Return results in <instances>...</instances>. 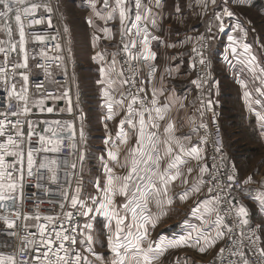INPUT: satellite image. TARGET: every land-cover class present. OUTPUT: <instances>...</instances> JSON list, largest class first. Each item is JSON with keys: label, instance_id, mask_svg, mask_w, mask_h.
<instances>
[{"label": "snow or ice", "instance_id": "obj_1", "mask_svg": "<svg viewBox=\"0 0 264 264\" xmlns=\"http://www.w3.org/2000/svg\"><path fill=\"white\" fill-rule=\"evenodd\" d=\"M239 3V0H237ZM98 0H88V4L95 11ZM199 3L206 9L208 7L209 0H199ZM212 5H216V0H210ZM226 5L227 0H224ZM132 7H128V0H115V7H112L110 11L107 12L106 16H102L100 12H95V14L102 20L107 22L115 18L116 15L119 17L120 27H121V44L122 50L127 54L129 61H134L140 58L145 60L154 59L156 53L152 52L148 47V36L143 35V52L139 56L134 55L131 49H135L137 44L131 37L135 35H141V25L142 22L149 19L151 16L152 9L147 6H142L141 0H131ZM105 8H109L108 0H104ZM43 8L47 15L46 18H36V13L38 9ZM178 10V9H177ZM134 11V15H133ZM53 8L48 3H36L32 0H0V21H3L2 28L7 33L8 47H0V53H4L7 59L9 52H15L17 50V44L12 43V21H14L19 37V46L21 48L27 43L26 41V23L28 21V26L36 25L41 23H47L51 25L52 18L51 13ZM143 13V14H142ZM235 14L233 11L229 10L226 6L223 8L222 13H215V19L219 23V30H224L223 17H233ZM89 24L92 23V19L89 18ZM151 23L155 24V20L152 19ZM146 31V24L144 25ZM239 28V25H237ZM135 30V33H134ZM67 31V29H65ZM102 31L105 34H110L108 28H103ZM244 36L247 32L244 29H240ZM211 32V28H209ZM124 37H128V42H124ZM36 41L44 42L46 37L43 35H36L34 37ZM55 39V37H52ZM99 39V37H95ZM198 42L205 40L203 35L195 38ZM229 40L236 43L234 36H229ZM3 43V42H0ZM175 47V45H171ZM56 47H60L59 44ZM205 45L200 43L199 48H193L192 51L196 53L199 58V63L204 65L206 63V58L204 56ZM243 51L245 54L250 52V45L247 43L243 44ZM230 50L232 53L237 52L235 46L230 45ZM113 59L109 63V70L115 72L119 83L121 85H128L134 83V79L125 78V73L123 67L117 72L116 65L117 61L115 59L116 53L112 54ZM22 63L13 64V68L19 67L27 69L29 56L26 50L22 53ZM97 58L100 61H104V54L97 53ZM239 58V57H238ZM57 59H62L58 57ZM227 59V56L225 57ZM256 62V57L251 56L247 61L249 67L255 72L256 69L254 64ZM127 64L128 61H125ZM43 67V65H38ZM129 70L131 68L129 67ZM46 71V69H45ZM100 73L104 76H108V71L105 67L99 69ZM260 71L264 73V68ZM0 74L3 75L5 83H7V77L9 75L8 70L5 66L0 65ZM23 78L24 85L17 90V85L12 83L10 85V90L8 91V96L10 102L7 106V110L0 112V207L12 206L15 207L18 204L20 206L24 203V193L23 188L26 179L28 182L36 181L35 186L37 188H43V183L46 181H57V160L50 158L48 154L59 153L62 151L64 145V139L60 136L59 130L53 131L51 127H47L43 130L44 134L36 132V124L27 119L29 114L32 112V107L29 104V94L27 88L28 76L20 73ZM13 79H15V74L13 73ZM207 81L197 80L193 81L197 87H200L202 83ZM104 83V81H100ZM109 84H116V80L108 79ZM243 83V82H242ZM261 84L264 85V79L261 80ZM245 88L247 85H244ZM37 87H40L38 85ZM142 92L143 89H140ZM258 91H260L258 89ZM65 97L67 93L64 94ZM131 99L125 106L124 101L126 97L121 93V98L116 100L115 103L122 108L126 107V116L120 121L121 132L118 136L122 137V142L127 143V133L123 131L125 124H128L133 129L134 133L137 134L136 146L129 149V155L131 157L130 162L126 158L125 165L130 163V168L127 175L121 177H114L109 175L107 179V186L104 189H100L99 182H97L96 187L101 191L102 197H91L92 206H89L86 201L79 199V193L81 191L80 187L75 188V194L71 197L68 196L66 192H62L61 196L63 200L69 202L72 211H63L66 204L64 202L60 203L61 213L52 216H41L39 209L37 207L36 214L33 216L24 215L23 219H32L37 223L34 227L37 229L36 232L30 233L29 236L23 238L24 247L18 250V255H8L5 256L0 254V264H92L91 260H88L87 256H84L81 251L76 247L78 242V237L82 238V241L87 244L86 251L91 253L93 256H97L93 249L94 237L92 235L93 225L91 223H85L80 225L76 223L73 219L76 214V210H79V215L82 217H89L91 219V214L93 212L102 213L104 216L109 217L108 222V242L112 253V259L109 264H153V261L157 259L158 255L163 253L167 247H181V246H196L200 245L201 240L204 241V245L199 247L200 252H206L209 247H212L217 239H222L225 235V231L231 232V228H226L221 230L223 217L217 214L215 221H208L201 216L205 225H210L216 229L215 236L205 235L204 231L200 228L194 229L197 233L195 237L194 244L189 245L188 241L192 240V233L189 232L186 237H180L176 240H167L161 236L158 241H153L148 237V226H155V222L159 220L160 215H166L167 213L163 211V205H171L173 200L168 198V185L171 182L178 180L184 174L180 171L179 165L184 164L186 161L182 159V156L187 155L189 157H195L197 160H201L203 157L201 155V149L198 146L191 147L190 149H185L184 145L180 143V140L174 137V122L168 120L167 114L172 103L171 97L168 98L169 103L163 106H158V100L156 99V92L153 91V99L151 100L152 107L144 108L143 100L140 99L138 94H128ZM251 93L245 91L244 96L247 100ZM264 95V92H262ZM104 96L108 98L107 107L111 112L113 110L112 97L110 95L109 89L105 88ZM15 101V108L13 107L12 101ZM139 103L140 108L137 109L134 106ZM256 103H260L259 100ZM213 101L208 98L206 101L202 102V107L211 110ZM35 106L39 108L40 112L47 111L49 113L53 112L52 107H44V100H38L35 102ZM251 107V104L249 105ZM184 107V105H181ZM67 111L71 112L72 109L69 107ZM148 114V121L145 120V114ZM138 115V121L135 117ZM259 115V113L257 114ZM23 118V119H22ZM111 118V117H109ZM260 119L264 121V116H260ZM164 132L168 134V138L161 141L157 135V131L146 132V129L151 128L159 130L161 127L160 122H165ZM45 124L48 122L45 121ZM57 129L61 127L60 121L54 122ZM67 124V122H65ZM71 128V125H68ZM202 127H207L206 125H201ZM83 133L81 132V136ZM33 136L37 138L38 146H33ZM163 143L165 145L163 155H160L159 145ZM173 143L178 146V152L172 155L174 152ZM71 148L75 149L76 144L71 143L69 145ZM220 149L217 148V151ZM109 156L116 159V153L109 151ZM39 157V160L37 159ZM169 157V162L166 168L160 170V162L164 158ZM140 165L144 167L141 168ZM216 166L213 165V168ZM71 168L75 169L76 164L73 163ZM188 173L191 174L193 169L188 168ZM208 165H202L199 167L200 179L194 181L190 188L185 189V191L180 195V199H188L189 194H197L200 192V188L204 183L202 177L203 174L208 172ZM111 173V170H109ZM143 173V174H141ZM139 180L141 184H134L133 181ZM114 180H120L122 183L116 185ZM227 180L230 182L228 187L231 188L232 184L235 183V176L228 175ZM252 182V177H247L242 184V188ZM184 184H188L187 177L183 180ZM130 185L134 187L135 194L131 200L120 207L124 210V214L121 215L120 212L116 210L114 205V198L116 195H123L127 197L129 195ZM159 185V186H158ZM223 191V189H221ZM208 192L212 193L213 188L209 187ZM152 196L155 205L161 208L159 215L156 217V221H153L151 216H143L138 214V209L146 208L148 204V197ZM261 203H264V191L259 192L256 197ZM220 197L213 196L209 200L200 201L196 208L192 209V214L196 215L200 212V208L203 207L207 213L215 211V208H209V204L215 202L219 203ZM43 203V201H41ZM98 205V206H97ZM134 205V206H133ZM240 217L247 216V210L245 207L240 206L237 210ZM128 213L131 214V219L129 223H125L129 219ZM15 215L19 218L21 217V212L17 211ZM0 219L7 220L8 227L12 228L15 226V220H9L7 217H0ZM113 219L115 221L113 227ZM247 219L242 220V224H247ZM27 228V225H25ZM243 235V233H241ZM242 243V242H241ZM147 245L146 247L144 245ZM225 251L224 248L220 249L222 254ZM234 255L238 256L241 264H250L249 260L246 258V254L242 250H237ZM25 257L27 258H18ZM97 259L102 260V257L97 256ZM259 264H264V248L259 249L258 255Z\"/></svg>", "mask_w": 264, "mask_h": 264}, {"label": "crops", "instance_id": "obj_2", "mask_svg": "<svg viewBox=\"0 0 264 264\" xmlns=\"http://www.w3.org/2000/svg\"><path fill=\"white\" fill-rule=\"evenodd\" d=\"M108 2H110V5L108 9L105 8V12L101 8L100 13L102 16H106L107 12L112 7H115V0H108ZM142 6H147L152 9L151 16L148 20L142 23L143 27L141 25V29L145 31L144 25L146 24L145 32L148 36V47L152 52L156 53L154 59H144L143 64V75H145L144 89L147 91V96L149 98L146 108L152 107L150 102L153 99L154 90L156 92L158 106H163L164 104L169 103V97L173 98L172 103L170 104L167 118L168 120L174 122V137L180 140V143L184 145L186 150L194 146H198L202 150L201 155L203 158L201 160H197L195 159V157H189L187 155L182 156V159L186 162L179 165V168L184 175L168 185L167 196H172V200L174 201V196L181 195L185 191V189L191 187L194 181L201 178L199 167L205 164L208 165V145L206 141H204L203 136L200 133V123L204 119V110L197 101L196 93L194 90L195 84L193 83V81H195V77L193 73V61L191 60V52L194 46L193 44L196 41L195 38L206 32V29L210 27L213 29L214 37L212 43L214 45L212 56L214 60V78L212 82V89L214 94L216 96L218 95L220 78L219 69L221 68V64L224 68H228L234 80L236 79V81H239L240 89L242 90V75H244L242 66L248 64L247 61L251 56L254 55L255 47H260L262 44L261 40L263 39L264 41V0H239V3L237 2V0H227L226 5L224 3V0H216V5H212L209 0L208 7L206 9L199 3V0H151L148 2V4L146 3ZM225 6L227 8H230L235 15L231 17L230 22H225L224 20L227 18L223 17L225 27L223 31H220L219 23L215 19V13H222ZM128 7H132L131 0H128ZM152 19L155 20V24L151 23ZM108 22L110 25L108 24ZM3 23V21H0V42H3L0 43V47H5L7 49L9 37L2 28ZM11 23V41L12 43L18 45V31L14 21H12ZM237 25H239V28L237 27ZM103 28H108L111 35L109 36L108 34H105L103 31H101L102 42L100 45V49L98 52H88L87 60L99 64L100 67L98 69L96 68V72L99 73V77H97L98 81H104V83H100V85L104 88L109 89L110 95L112 97L111 102H113V113L121 115L122 112L126 113V107L122 108L121 106L116 104L115 101L121 98V93H123L126 97L124 93V85H121L119 83L116 73L109 70L108 63L113 59L112 54L116 53L115 59L117 61V72L121 68L119 62L120 55L117 49V42L119 36L121 35V27L118 15H116L115 18L108 20L105 26L101 23V30ZM241 28L247 32L246 36H244L243 32L240 31ZM229 36L235 37V44L233 43V41L229 40ZM245 43L250 45V52L248 54H245L243 51L242 46ZM102 45L105 47V50H103ZM171 45H175V47H172ZM230 45L237 48L236 53L231 52ZM107 48H111L110 51H108ZM97 53L104 54L103 62L97 58ZM262 55L263 54H261V57ZM226 56L227 59H225ZM2 57L3 53H0V61ZM101 67H105L106 71H108V76H104L100 73L99 69ZM148 71L152 74H150V77L147 80L146 75ZM18 78L19 80L23 81V78L20 74L18 75ZM109 78H111L112 80H116L117 83L109 84ZM100 98H106L104 96V91L101 93ZM106 99L108 100V98ZM124 104L125 106L128 104L126 102V99L124 101ZM181 105H184V107H181ZM64 109L63 107H60L58 111L67 112V107H65ZM138 119L139 117L137 115L135 117V120L138 121ZM148 119L149 117L146 113V122L148 121ZM45 121H47L48 123L45 124L43 122L41 127L40 125H36V132L44 134L43 130L45 128H53V126L56 125L54 123L55 120L50 121L47 119ZM160 123L161 127L159 130L148 128L146 129V132L157 131L159 139L163 141L168 138V134H166L163 130L166 121ZM57 130H59L60 136L64 139V145L61 152L52 153V156L57 160V162H64L66 152L65 139L72 137V135L74 134V130L72 127L69 128V126H65L63 124H61V127ZM124 131L125 133H130L131 135L130 141H127V143H123L121 139L117 137L113 139L112 142L106 143L104 145H96L97 147H94L96 148V150H101V153H99L100 157L98 159V165L101 170L99 179L103 178L99 180L101 183H103L104 180L106 181L110 174L114 177H121L127 175L129 171L130 163L124 167H122V165H125V155L128 156L127 159L130 162L131 157H129V149L136 146L137 134L134 133L133 129L128 124L124 128ZM34 141V147L38 146L36 137L34 138ZM164 148L165 145L161 143L159 145L160 155H163ZM173 148L174 152L172 155H175L178 152V146L173 143ZM109 151L116 153L117 158L113 159L111 156H109ZM37 159L39 160V157H37ZM169 159V157H166L161 160V171L166 168ZM140 167L143 168L144 166L140 165ZM188 168L193 169L191 174L188 173ZM109 170H111V173L109 172ZM62 173L63 176H65L64 170L62 171ZM206 175L207 173L203 174V180ZM185 177H187L188 179V184L183 183ZM92 179L96 180L95 178ZM89 182L92 183V181L90 180L88 181V183ZM114 182L116 185H120L122 183L120 180H114ZM133 183L141 184V187H143L142 182H140L139 180H135V178ZM72 187L73 182L70 189H72ZM201 190L202 189L200 188V192ZM69 194H71V191ZM134 194V187L130 185L129 195L127 197L123 195L115 196V207L121 215L124 214V210L120 206L124 204V200H131ZM191 195L194 194H189V196ZM94 197H102V195L96 192ZM157 210L158 208L155 209L154 206V199L150 195L148 197L147 207H142L137 211L139 215L151 216L152 220L155 221V215L158 216L160 213ZM179 210L183 212V215L181 216L183 218L180 221H178V218L175 219L176 222L173 225H176L178 222L179 224L177 227H175L176 229L174 230V233H170V235H168V240H176L180 237H186L187 234L191 232L193 239L189 240L188 244L193 245L195 237L197 236V233L194 231V229L196 228L202 229L205 235H210L211 237L215 236L216 229L212 227V232L210 233V225H205L203 220L201 219V216H203L204 219L210 222L215 221L218 214L217 210L215 213L211 212L210 214H208L207 212H202V210L200 209V212L195 216L192 215L190 208ZM16 212V207L7 205L4 207H0V217H7L9 220H15V226L9 228L7 220L0 219V251L7 255L12 254L15 251L16 247L17 229L21 222L20 217L18 218L15 215ZM100 215L104 216L102 213H100ZM128 217L129 219L125 221L126 224L129 223L131 219L130 213H128ZM107 218L108 219H106V224L108 225L110 218ZM159 219H162V217H159ZM104 221L105 220H101V222ZM114 223L115 221L113 219V226ZM30 224H32V221L30 222ZM155 235L156 222L154 227L150 225L148 226L149 239L157 241ZM99 242L100 241H98L96 246L94 245L93 249L97 256L102 257L103 259H97V256H93L91 253L89 255V258L92 261V264H109L112 259V253L109 247L108 239L106 238L104 245L100 244ZM203 245L204 241L201 240L200 245L175 247V249L179 248L181 250H173L171 254H173V256L176 258V264H199L200 261L207 255V252H209L210 249L209 247L206 252H200L199 247ZM144 246L146 247L147 245L145 244ZM104 247L106 248V251L103 250ZM161 258L162 255L159 254L157 259L153 261V264H158V260Z\"/></svg>", "mask_w": 264, "mask_h": 264}, {"label": "rangeland", "instance_id": "obj_3", "mask_svg": "<svg viewBox=\"0 0 264 264\" xmlns=\"http://www.w3.org/2000/svg\"><path fill=\"white\" fill-rule=\"evenodd\" d=\"M53 1L54 6L57 8V11L59 13L63 27L64 29H67L65 33L73 71L74 85L76 91L82 94L81 98H79L78 103H80L82 108L86 111V121L84 124L82 153L79 162L76 158L75 149L71 148L68 144L69 149L65 154V161L57 162V181L53 182L49 180L46 182H42L43 188H37L35 186V180H33L32 182H28L27 214L30 217L36 214L37 207L41 216H56L62 211L59 206L61 202H64L66 204L63 211H71L72 209L69 202L63 200L61 193L66 192L68 196L71 197L75 194V188L77 186H79L81 189L79 193V199L86 201L89 206H92V201L90 198L94 197L96 192L102 195L101 191L96 187V184L99 180L103 179H99L101 170L98 165V159L100 157L99 153H101V150H96V148L94 147H97L96 145H104L106 143L112 142L113 139L117 137L122 141L123 138L118 136V133L121 132L120 121L126 116L125 112H122L121 115H117V113H113V110L111 112L109 111L107 103L110 101H108L106 98H100L101 93L105 89L100 85V82L97 78L99 77V73L96 72V68L98 69L100 66L98 63L87 60L88 52H98L100 49V45L102 42L101 23L105 26L107 22L100 19L95 14V12H101V8L105 12L104 1L98 0L95 11L92 7L89 6L88 0ZM149 1L151 0H141V3L142 5L146 3L148 4ZM108 4L110 5V2H108ZM228 9L231 10L230 8ZM89 18L92 19L91 24H89L88 22ZM226 18L227 19H225L224 21L230 22L231 18ZM141 32L143 35L146 34L143 29H141ZM205 33L206 32H204L203 34ZM95 37H99V39H95ZM261 43L262 44L260 47H255V52L253 55L256 57V62L254 64L256 71L253 72L252 68L249 67V64H245V66H242V71L244 73V75H242V90L240 89L239 81H236V79L234 80L228 68H224L221 64V68L219 69L220 78L218 95L216 96L214 94L212 85L210 87V92L212 95V99L214 97V108L216 109V112L218 113L220 118V122L224 128L225 140L227 142L226 153L230 158L235 160L243 180H245L249 176L252 177V182L247 185L253 188L252 194L246 195L242 193L239 195L238 200L241 206L245 207L247 210V216L245 218L249 222L257 226L260 235L262 236L264 247V203H261V201L256 198L259 192L264 191V121L260 119V116H264V95H262V92H264V85L261 84V80L264 79V73L260 71L261 68H264L263 39L261 40ZM213 45L214 44L212 43V55ZM102 47L103 50H105V47L103 45ZM120 47L121 41L120 39H118V53ZM107 49L108 51H110L111 48ZM261 54H263L262 57ZM94 78L97 80H95ZM244 85H247V87L245 88ZM195 89L196 88L194 87V90ZM258 89L260 91H258ZM245 91L251 93L250 97L247 100L245 99V96L243 94L245 93ZM257 100H259L260 103H256ZM126 102L128 103L127 98ZM250 104L251 107L249 106ZM45 106H50L52 108L54 107L55 113L60 112L58 111L60 107H63V109L67 107L65 105V102L62 101V98H56L50 101L45 100L44 107ZM200 106L202 107L201 104ZM202 109L204 110L205 119V109L203 107ZM258 113L259 115H257ZM48 120L60 121L61 124L65 126L69 125L65 123L66 121L64 119L60 118H51ZM126 126L127 124L124 125L123 131ZM52 129L56 131V125L53 126ZM130 138V133H127V141H130ZM71 143L76 144V139ZM48 155L50 158H53L52 153ZM125 158H128V156L125 155ZM73 163L76 164L75 169L71 168V165ZM63 170L65 176H63ZM92 178H95L96 180ZM89 180L92 181V183H88ZM72 182L73 187L72 189H70ZM99 185L100 189H104L107 186V180H104L103 183L99 181ZM201 189V192L188 196V199L186 200L180 199V195H178L174 196V201L171 205H163V211H165L167 214L160 215L159 217H162V219H159L158 221H156L157 215H155V237L157 238V241L161 236H163L167 241L169 238L168 235H170V233H174V230L176 229L175 227H177L179 224L178 221L183 218L181 217L183 215V212L179 209L190 208L192 213V209L196 208L200 201L211 199L209 196V192L204 186V183L202 184ZM70 191L71 194H69ZM168 198L172 199L173 197L168 196ZM41 201H43V203H41ZM126 202L127 200H124V203ZM115 203L116 200L114 198V205ZM154 206L155 209L158 208L155 205V202ZM208 207L216 209V205H214V203L209 204ZM200 209L202 210V212H206L203 207H201ZM216 210L213 211V213H215ZM157 211L160 212L161 208H158ZM176 218L179 219L177 221L178 223L176 225H173L176 222ZM106 219H108L106 216H102L97 212H93L91 214V219H89V217H82V225L85 223H91L93 225V247L94 245L96 246L98 241H100L99 243L102 245L105 244V240L109 234ZM29 220L32 221V224L36 223V221L32 219ZM101 220L105 221L101 222ZM211 228L212 227L210 226V233L212 232ZM223 239L224 237L222 239L216 240L215 244L210 247L209 252H207V255L200 261L199 264H201L202 261H204L208 256L212 255V252L222 244ZM81 249L83 251V254H85L88 260H90V253L86 251L87 244L82 241V238ZM105 249L106 248L104 247L103 250ZM173 250L180 251L181 249H175V247H167L166 250L161 253L162 258L158 260V264H176V258L173 256V254H171ZM0 254L8 256L1 251Z\"/></svg>", "mask_w": 264, "mask_h": 264}, {"label": "built area", "instance_id": "obj_4", "mask_svg": "<svg viewBox=\"0 0 264 264\" xmlns=\"http://www.w3.org/2000/svg\"><path fill=\"white\" fill-rule=\"evenodd\" d=\"M36 3H48L52 8L53 12L50 14L52 18L51 25L47 23H41L36 25L28 26V21H25L26 28V41L27 43L23 48L17 45V50L15 52H9L7 59L3 53V57L0 61V65H3L8 70L7 83H5L4 77L0 74V112L7 110V106L10 102L8 96V91L10 90V85L15 83L17 85V90L24 85V81L19 80L18 75L23 73L28 76L27 88L30 97L29 104L32 107V112L27 117L28 120L34 122L36 125H42L43 122L51 118L64 119L67 124H70L74 130V134L70 138L65 140V149L67 153L70 143L76 139L75 154L77 161L81 158L82 142L84 124L86 121V111L82 108L80 103H78L79 98H81V93L77 92L74 85V77L72 66L70 62V55L68 49V43L66 39L65 29L62 25L57 8L53 4V0H32ZM48 13L45 12L43 8L38 9L36 13V18L44 17L46 18ZM135 33V30H134ZM36 35H43L46 37L44 42L36 41L34 37ZM205 40L202 42L196 41L194 44L195 48L200 47V43L205 45L203 52L206 58V63L201 65L199 63V58L196 53L192 51L191 59L193 61V72L195 81L202 80L207 81L202 83L200 87L195 84V93L197 100L202 105L203 101L210 98L212 101V95L210 92V87L213 82V68L214 60L212 56V40H213V29L209 32V28L206 33L203 34ZM55 37V39H52ZM121 41V35L119 36ZM128 37H124V42H128ZM131 39L136 41V48L131 49L134 55L139 56L143 52V34L133 35ZM19 41V40H18ZM59 44L60 47H56ZM26 50L29 56L28 67L24 68H13V64L22 63L23 60L22 53ZM120 55V65L124 69L125 78L134 79V83L124 85V93L128 98V102L131 97L129 93L138 94L140 99L143 100V107L146 108L148 104L147 91L144 89L145 75H143V64L144 59L140 58L134 61H129L126 53L122 50V44L119 50ZM21 60H20V58ZM58 57L62 59H57ZM125 61H128L126 64ZM38 65H43L39 67ZM129 67L131 70H129ZM46 69V71H45ZM13 73L15 74V79H13ZM149 71L147 72L146 79L150 77ZM40 85V87H37ZM140 89H143L141 92ZM65 93L67 96L65 97ZM56 98H62L65 102L67 109L71 107L72 111L69 112H57L55 110L49 113L47 111L40 112L39 108L35 106V102L43 99L44 101H50ZM13 107L15 108V101H12ZM50 106H45V108ZM135 108L139 109L140 104L137 103ZM204 108V107H203ZM54 109V107H53ZM205 109V119L200 124V132L203 136L204 141L208 145V169L205 176L204 186L208 191L209 187L213 188V192L209 193L210 198L213 196H219V203H214L218 214L222 216L223 223L222 229L231 228V232L225 231L223 236L222 244L212 252V255L208 256L201 264H241L238 256L234 255L237 250H242L246 254V258L249 260L250 264H259L258 255L259 249L263 247V240L257 226L251 222L245 225L242 224V220L245 217H240L238 215V208L241 206L238 197L240 194H252L253 188L250 186L241 187L243 184V178L238 170L237 164L234 159L230 158L226 153L227 142L225 140L224 128L220 122V118L214 105L212 104L211 110ZM23 119V118H22ZM201 125H206L207 127H202ZM84 134V133H83ZM74 137V138H73ZM35 136H33V146ZM217 148L220 150L217 151ZM213 165L216 167L213 168ZM228 175L235 176V183L232 184L231 188L228 187L230 183L227 180ZM27 184L26 179L23 188L24 193V203L22 206L19 204L16 207L17 211L21 212L20 224L17 229V242L15 251L12 254L18 255V250L24 247L23 238L29 236L30 233H34L37 229L34 227L35 224H30L31 220H24L23 216L27 214ZM223 189V191H221ZM72 211V210H71ZM66 212V211H65ZM74 221L82 225V216L79 215V210H76V214L73 217ZM27 225V228L25 227ZM243 233V235H241ZM29 238H31L29 236ZM242 242V243H241ZM77 249L82 252L81 249V238L78 237V242L76 245ZM224 248L225 251L221 254L220 249ZM84 255V254H83ZM18 258H27L19 257Z\"/></svg>", "mask_w": 264, "mask_h": 264}]
</instances>
